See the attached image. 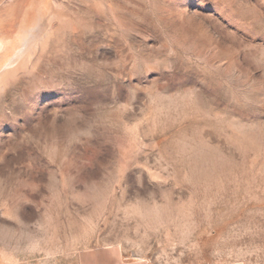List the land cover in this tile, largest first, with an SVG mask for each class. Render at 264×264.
<instances>
[{
  "label": "rangeland",
  "instance_id": "374dc122",
  "mask_svg": "<svg viewBox=\"0 0 264 264\" xmlns=\"http://www.w3.org/2000/svg\"><path fill=\"white\" fill-rule=\"evenodd\" d=\"M0 264H264V0H0Z\"/></svg>",
  "mask_w": 264,
  "mask_h": 264
}]
</instances>
